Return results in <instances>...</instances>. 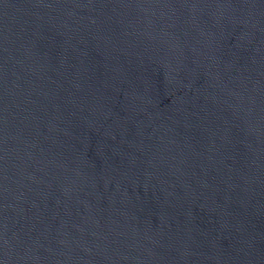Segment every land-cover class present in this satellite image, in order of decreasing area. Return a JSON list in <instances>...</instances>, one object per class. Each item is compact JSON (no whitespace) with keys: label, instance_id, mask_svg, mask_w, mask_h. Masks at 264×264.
<instances>
[{"label":"water","instance_id":"obj_1","mask_svg":"<svg viewBox=\"0 0 264 264\" xmlns=\"http://www.w3.org/2000/svg\"><path fill=\"white\" fill-rule=\"evenodd\" d=\"M0 264H264V0H0Z\"/></svg>","mask_w":264,"mask_h":264}]
</instances>
